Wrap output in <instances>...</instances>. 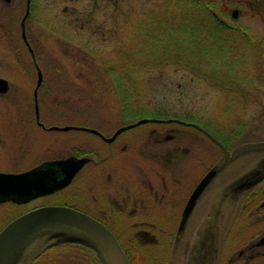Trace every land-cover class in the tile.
<instances>
[{"label":"rangeland","instance_id":"374dc122","mask_svg":"<svg viewBox=\"0 0 264 264\" xmlns=\"http://www.w3.org/2000/svg\"><path fill=\"white\" fill-rule=\"evenodd\" d=\"M41 6L40 25L25 32L31 43L22 49L11 44L9 55L3 56L5 62H10V73L16 76H11L6 98L0 97V106L5 105L0 109V121L17 119L15 110L6 108L9 105L26 104L30 111L32 105H38V113L28 119L36 117L46 128L52 125L61 128L41 136L27 135L43 148L42 161L67 158L75 149L92 144L86 140L92 135L87 134L89 129L85 126L113 135L122 125H134L145 118L188 122L190 119L223 142L234 137L235 152L253 147L234 164L236 193L246 189L247 177L263 168L264 0H121L117 6L97 8L102 11L91 5L88 43L86 30L82 28L85 27L82 2L42 0ZM71 7L77 10L74 15L64 11ZM235 10L237 19L233 18ZM208 15L211 21L214 16L222 25L213 26ZM26 23L29 26L30 21ZM190 54L193 55L188 62L192 65H179ZM194 63L202 68L214 65L223 73L222 78L211 81L196 74ZM130 66L132 71L128 73L136 69L138 74L134 80L121 75V68L130 70ZM6 69L3 66L0 73L4 74ZM18 74L26 76L24 87L15 80ZM162 106L168 112H158ZM121 112L132 120L124 122ZM17 116L21 120L23 114L18 112ZM66 127L70 129L62 130ZM150 127L141 126L137 132ZM165 127L182 131L179 136L184 139L203 138V169L212 164L204 134L178 125ZM36 162L33 155L26 166H34ZM43 200L27 206L1 205L0 233L31 209L43 205ZM237 210L238 206L236 213ZM254 213L255 220H236L239 235L243 221L246 223V237L236 242V249L248 248L264 235V209H256ZM79 233L70 226L35 231L20 243L10 264H97L91 251L85 249L93 244L75 235ZM53 237L64 239L63 246L58 245L59 250L45 256L49 258L40 257L34 262L46 248L56 245L50 240ZM65 237H72L69 243ZM134 242L140 251L133 256L134 264L153 263L150 250L154 246L145 238ZM123 243L121 240V246ZM126 247L129 248L127 243ZM160 247L159 264L184 263L181 252L170 253L164 260L168 253ZM100 258L109 264L102 251Z\"/></svg>","mask_w":264,"mask_h":264},{"label":"flooded vegetation","instance_id":"af4514ba","mask_svg":"<svg viewBox=\"0 0 264 264\" xmlns=\"http://www.w3.org/2000/svg\"><path fill=\"white\" fill-rule=\"evenodd\" d=\"M65 1L82 2L85 14V27L82 28L86 30V43L90 41L89 25L93 16L91 5L93 9H97L114 7L121 2V0ZM41 3L42 0H0V68L7 67L4 74L0 73V79L8 82L7 93L11 87L9 82L11 76L16 74L10 73V62H5L3 56L9 55L11 44L21 48L31 43L25 32L28 28L33 30L40 25ZM64 11L74 15L77 10L71 7L65 8ZM28 20L29 26L26 23ZM149 58L151 59L148 56L147 59ZM131 67L130 70L122 67L121 75L134 80L138 74L135 73L136 69L133 73H128L132 71ZM25 77L18 74L15 80L24 87ZM7 93L0 97L6 98ZM1 108H5V105L0 106ZM6 108L15 110L14 117L17 119L0 121V174L19 175L39 170L46 175L47 181H51L53 175L61 180L64 178V172L56 163L69 158L88 161L64 189L38 197L29 203L0 201V206L5 203L27 206L44 199L43 205L35 209L60 206L79 211L107 227L120 245L121 240L122 243L125 240L129 248L126 247V243L121 247L132 264L133 256L139 255L140 252L134 241L141 238H145L147 243L154 246L150 250L154 261L151 264L161 263L158 260L160 246L168 253L164 260L170 253L181 252L183 264H264V245H259L264 235L261 234L259 240L248 248L236 249V242L246 237L245 221L242 223L241 235L236 234L237 221L255 220L254 210L264 209V180L252 187L247 185V181L261 169L249 176L250 178L247 177L246 189L236 193L234 164L242 154L234 158L237 153L233 150L236 144L232 141L234 137L223 142L213 136L216 142L200 129L203 127L193 124L190 119L188 122L180 119L167 121L145 118L149 122L141 126H151L150 128L137 132L141 126L128 123L118 128V130L125 128L120 135H116L118 130L113 135H106L101 130L85 126L89 129L86 130L87 134L92 135L86 140L92 144L86 143L82 150L75 149L67 158L42 161L40 153L43 148L41 145L37 146V140H29L27 135L41 136L43 133H52L53 128L59 127L52 125L46 128L45 123L37 121L36 117L28 119L29 115L32 117L33 113H38V105H32V111L26 104H14ZM18 112L23 114L21 120L17 116ZM158 112H168V109L162 106L158 108ZM121 116L126 120L124 122L132 120L131 117L123 116L122 112ZM168 125H178L204 134L209 146L207 148L211 151L212 164L203 169L205 159L201 151L203 138L184 139L179 136L182 131L165 127ZM159 126L162 129H159ZM224 148L230 151L232 161L226 159ZM33 155L38 162L27 167V161L31 160ZM210 172H214L211 180L195 197L200 183ZM75 235L87 238L88 244L92 243L93 246L86 245L85 249L91 251L97 264H104L97 243L83 233ZM70 238H66L68 243ZM50 240H54L56 245L46 248L34 262L40 257L49 258L45 256L51 255L64 241L56 237Z\"/></svg>","mask_w":264,"mask_h":264},{"label":"water","instance_id":"95a60500","mask_svg":"<svg viewBox=\"0 0 264 264\" xmlns=\"http://www.w3.org/2000/svg\"><path fill=\"white\" fill-rule=\"evenodd\" d=\"M233 18H238L237 10L233 12ZM7 91L8 82L0 79V94H5ZM148 122L149 120H141L137 125H143ZM69 129L65 128L64 130ZM200 129L215 139L210 133L202 128ZM124 131L125 128H122L116 135H120ZM215 141L217 142L216 139ZM218 143L220 144V142ZM259 145L257 144V146ZM252 148L238 151L234 158ZM224 153L226 159L232 161L230 152L225 148ZM87 161L86 159L69 158L56 163L64 172V178L61 180L56 175H53L51 181H47L46 175H43L39 170H32L19 175L0 174V201L10 200L18 204L28 203L38 197L64 189L71 183L76 173L82 169ZM213 174L214 172H210L204 178L195 192V197L209 183ZM262 180H264V167L258 174L247 181V185L252 187L259 184ZM57 226L76 228L91 240H94L109 264H131L120 243L107 227L79 211L58 206L35 209L8 225L0 234V264H10L13 255L18 250V246L28 235L40 229ZM259 245H264V239L260 241Z\"/></svg>","mask_w":264,"mask_h":264},{"label":"trees","instance_id":"16d2710c","mask_svg":"<svg viewBox=\"0 0 264 264\" xmlns=\"http://www.w3.org/2000/svg\"><path fill=\"white\" fill-rule=\"evenodd\" d=\"M202 10H203V12H205V10L202 8ZM208 17H209V15H208ZM209 19H210V23L214 26L215 24L216 25H222V24H220V22H218L215 18H214V16H213V19H212V21H211V18L209 17ZM191 55H193V54H190V55H188L187 56V61H185V62H181V61H179L178 62V60H176L177 61V63H179V65H182V66H184V67H189L190 65H192L190 62H188V58L191 56ZM172 56H175V54H173ZM194 68L196 69V74H199V75H201V76H203V77H205L206 79H209V80H211V81H215V80H220L221 78H222V74L223 73H221L220 71H217V69H216V67L214 66V65H212V64H208L207 65V67H203L202 68V65H200V64H197V63H194ZM199 68H202V71L201 70H199ZM192 121V120H191Z\"/></svg>","mask_w":264,"mask_h":264}]
</instances>
